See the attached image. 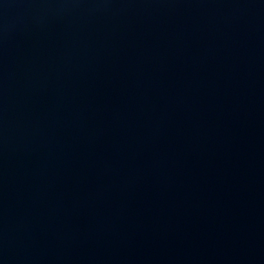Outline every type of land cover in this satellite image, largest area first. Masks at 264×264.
Wrapping results in <instances>:
<instances>
[{"label":"water","instance_id":"water-1","mask_svg":"<svg viewBox=\"0 0 264 264\" xmlns=\"http://www.w3.org/2000/svg\"><path fill=\"white\" fill-rule=\"evenodd\" d=\"M0 264H264V0H0Z\"/></svg>","mask_w":264,"mask_h":264}]
</instances>
